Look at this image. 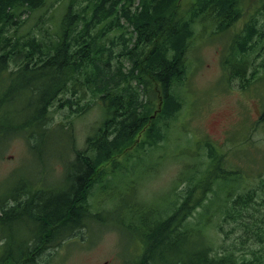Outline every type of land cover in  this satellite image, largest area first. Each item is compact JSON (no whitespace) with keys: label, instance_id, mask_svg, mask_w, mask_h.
I'll list each match as a JSON object with an SVG mask.
<instances>
[{"label":"trees","instance_id":"trees-1","mask_svg":"<svg viewBox=\"0 0 264 264\" xmlns=\"http://www.w3.org/2000/svg\"><path fill=\"white\" fill-rule=\"evenodd\" d=\"M48 1L0 0V143L22 135L29 151L34 152L43 145L42 137L47 136L49 107L54 102L59 101V107L80 116L86 109L81 101L85 91L99 100L102 121L87 136L85 147L74 151L73 159L64 167L65 180H72V187L57 193L44 190L45 195L31 200L43 201L44 205L26 214L32 220L47 221L42 233L64 232L67 237L72 232L69 230L82 226L83 220L91 217L88 198L92 186L100 174L110 173L104 165L112 164L116 156L130 148L141 132L144 137L139 151L144 154L165 140L171 121L184 103L179 88L187 73L186 57L197 18L211 16L219 31L238 19L240 6L238 0H192L184 10L179 0H67L61 21L55 22L45 16L54 8ZM38 12V27L42 29L38 43L23 40L26 48L20 47L16 31L8 35L9 29L17 26L24 15L30 17ZM250 20L254 21L248 22L234 39L230 60L235 67L232 77L246 82L244 74L251 62L245 58L255 48L260 51L257 56L264 54V19L261 24L256 18ZM49 21L54 34L47 26ZM30 30L26 39L34 35ZM15 49L17 57L11 56ZM11 57L21 60L16 69L8 68ZM260 59L264 63V55ZM246 85L241 88L246 89ZM155 92L159 93L158 102ZM260 121L264 123V116ZM198 147L206 150L207 156L202 164L201 158L194 160V168L189 169L188 178L182 179L183 189L174 194L166 214H158L143 204L130 203L124 208L128 217L137 218L143 227L142 254L135 264H252L243 259L239 262L221 248L215 249V239L209 234L214 220L216 229H222L219 220H242L252 194L242 190L236 194V189L244 186L238 187L242 181L239 170L223 167L224 154L216 151L210 140L203 138L197 142ZM107 177L103 182L110 180ZM227 182L230 186L222 197L221 190ZM263 184L261 181L260 188ZM22 186L17 184L10 193L12 200L17 198L19 188L23 195L29 194ZM15 210L3 212L1 220L14 218ZM256 215L244 226L261 241L264 216ZM59 228L65 231H57ZM193 237L204 243L187 256L168 255L173 241Z\"/></svg>","mask_w":264,"mask_h":264},{"label":"rangeland","instance_id":"rangeland-1","mask_svg":"<svg viewBox=\"0 0 264 264\" xmlns=\"http://www.w3.org/2000/svg\"><path fill=\"white\" fill-rule=\"evenodd\" d=\"M48 3H52L54 8L45 16L48 20L50 18L60 22L68 1L50 0ZM188 5L189 0H180L181 9L185 10ZM238 6V19L218 34L213 33L215 29L212 22H201V16L197 18L194 24L195 35L186 57L187 73L179 88L180 95L183 93L184 103L178 116L171 121L165 140L158 148H150L151 151L144 154L139 151L142 147L140 140L144 137V132H141L130 148L116 156L112 164L109 162L103 166L109 167L110 173L103 172L96 178L88 198L90 205L92 204L90 213L98 214L96 219L91 215L83 222V226L69 230L75 231L68 239L73 241H68L70 243L60 253V248L54 251L48 264H135L142 254L143 227L137 218L131 220L124 208L130 203L143 204L158 214L161 211L166 214L171 208L174 194L183 188L179 189L182 179L188 178L189 169L194 168V160L201 158L199 164H202L207 156L206 150L196 148L197 142L203 138L210 140L215 150L219 149L224 154L222 161L225 160V169L239 170L238 175L242 181L238 187L244 186L237 188L236 194L241 190L252 194L242 220H219L222 229H216L217 221L214 220L215 226L211 225L209 234L215 239V249L217 247L231 253L239 262L243 259L252 264H264V236L258 241L252 230L245 229L244 226L255 217L256 211H259L257 217L264 216V186L260 188V182H264V123L260 121L264 116V63L260 62V58L264 54L257 56L260 51L255 48L245 58L251 62V67L244 74L248 82L232 77V73L222 65L223 61L230 62L236 44L234 39L242 33L248 22L254 21L250 19L256 18L257 24L262 23L264 0H238ZM38 14L40 12L30 17L24 15L17 26L9 29L8 35L16 31L20 47L26 48L24 44L31 40L38 43V37L42 33L41 27H38ZM49 25L50 33L54 34L50 21L47 26ZM28 29L34 35L26 39ZM13 41L16 43V40ZM17 54L15 49L11 56L17 57ZM14 57H11L9 69L21 64V60L16 61ZM244 83L247 84L246 89L241 88ZM155 93L158 102L159 93ZM81 101L86 104V109L80 116L59 107V101L49 107L47 136L42 137L45 138L43 145L34 152L29 151L22 135L0 143L2 208L5 207L4 202L12 200L9 195L17 184L23 185L22 187L42 185L50 188L51 192L72 187V180H65L64 167L73 159L74 151L85 147L87 136L103 119L98 99L85 91ZM236 149L239 152L234 153ZM243 150L245 151L242 152ZM74 174L75 171L71 176ZM106 177L110 180L103 182ZM229 186V182L223 185L222 197H225ZM23 228L24 223L17 220L6 225L2 231L10 230L14 237H18L27 233ZM2 241L0 234V246ZM66 241L67 239L63 243ZM203 243L198 237L173 241L168 255L171 258L178 254L187 256L195 246ZM50 245L55 247L53 243Z\"/></svg>","mask_w":264,"mask_h":264},{"label":"flooded vegetation","instance_id":"flooded-vegetation-1","mask_svg":"<svg viewBox=\"0 0 264 264\" xmlns=\"http://www.w3.org/2000/svg\"><path fill=\"white\" fill-rule=\"evenodd\" d=\"M19 189L16 190L17 198L4 203L5 207L0 208V216L3 212L8 211L9 208L16 209L14 218L11 217L9 220H1L2 217H0V234L3 239L0 246V264H48L50 255L54 251L60 248L58 252L60 253L64 250L65 243L63 242L66 235L64 232L63 234L49 235L48 231L44 234L42 233L44 231L42 225H45L47 221L40 218L32 220L26 215L28 211H32L31 209L44 205L43 201H31L34 198H40L42 195H45L43 188L34 187L32 191H29L28 187H23V189L28 191V195H23ZM17 220L24 223L23 229L27 231V233L18 236L20 239L14 237L10 230L2 231L6 225ZM57 231L65 230L59 228ZM74 232L72 231L70 235ZM51 243H53L55 249L52 248Z\"/></svg>","mask_w":264,"mask_h":264}]
</instances>
